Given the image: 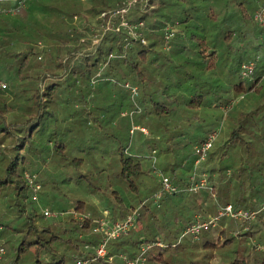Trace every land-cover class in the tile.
I'll return each mask as SVG.
<instances>
[{"label":"trees","instance_id":"1","mask_svg":"<svg viewBox=\"0 0 264 264\" xmlns=\"http://www.w3.org/2000/svg\"><path fill=\"white\" fill-rule=\"evenodd\" d=\"M128 1L26 0V8L21 13L0 15V80L6 83L4 88L0 85V237L5 236L0 239V249L8 246L4 257L9 256V264H16L31 246L35 248V264H42V258H52L55 254L62 256L55 264H67L64 262L66 250L74 253V264L78 257L91 253L85 245L94 240V219L99 216L92 215L80 226L72 213L82 208V200H79L71 209L57 208L65 214L47 217L43 212L45 207L42 209L37 200L35 187L28 180V176L36 174L37 168L46 165L52 154L60 152L63 157L67 156L66 137L72 133L70 126H74L75 137L89 142L98 132L92 124L103 123L98 118H106L107 112L115 107L118 112L125 108L142 110L138 121L143 120L144 123L147 120L149 124L140 126V129L147 127L146 134H156L153 130L161 131L165 143L158 153L153 146L149 156L153 159L152 165L155 163L154 153L159 157L163 154L164 173H168L182 189L176 193H164L161 206H157L161 208L166 197L189 192L185 187L194 172L195 148L207 139L210 132L219 129L222 122L224 125L219 134L223 131L227 121L233 118L230 113L235 105L233 100L238 102V97L245 98V92L264 93V71L259 76L253 75L252 79L244 78L242 74V65L249 63L244 60L250 57V39L264 34V27L255 19V13L264 6V0H147V10L131 8L126 15L128 20L144 21L142 31L146 43L127 37L124 28L119 33L109 30L103 36L101 14ZM115 21L117 23L119 19ZM168 26L174 28L175 34L170 49L166 51L163 47ZM91 47L97 48L94 55L74 54L77 50ZM45 52L47 59L43 60ZM110 54L114 56L110 57ZM66 56L70 57V65L64 72ZM220 56L226 62V76H231L230 79L238 76L240 80L229 81L231 85L224 97L219 96L216 89L213 91L210 75H215ZM257 57H260L258 53L254 60ZM254 63L255 71L257 63ZM261 67L264 69V63ZM59 69L61 74L57 79L48 76L50 71ZM98 72H101V77L93 82L92 77ZM126 83L138 88L137 96L126 87ZM208 86L211 88L206 91ZM215 95L217 98H212ZM260 104L251 105L250 100L247 106L255 110ZM207 105L209 110L205 109ZM64 112L70 115L65 113L61 116ZM241 114L228 142L219 150L210 151L205 163L214 156L215 159L226 156V144L233 138L235 140L237 131L244 125L245 114ZM176 119L191 120L195 127L207 122L204 127L207 136L197 137L193 154L185 157L182 166V162L177 163L179 160L171 158L172 147L185 133L175 125ZM131 126L127 134L133 129ZM122 137L123 133L117 135L119 139ZM172 137H177L174 144L169 143ZM260 141L264 138L260 137ZM121 143L119 174L130 183L134 191L132 196H137L140 190L136 183L143 182L148 174L145 159L125 156L127 143ZM6 145L8 148L4 150ZM184 145H187V140ZM178 153L180 155L182 151ZM84 159L74 156L70 160L81 165ZM156 169L160 168L156 165ZM160 188L161 182L150 197ZM206 191L208 194L212 192ZM144 201L139 198L138 206ZM151 202V205L143 204L142 209L145 208L144 213L153 219V200ZM180 202L182 200L173 198L174 209L182 207ZM136 207L134 204L130 210ZM162 211L166 214L168 210L163 206ZM165 214H160V219ZM260 217L258 219L264 225V216ZM192 221L189 220L190 223ZM252 222L254 220H237L230 221V224L244 227ZM222 225L220 231L227 224ZM32 234L34 237L30 239ZM81 234L84 237H80ZM138 243L134 242V246ZM134 246H123L121 250L133 254L137 251H132ZM96 264L108 263L99 261Z\"/></svg>","mask_w":264,"mask_h":264},{"label":"rangeland","instance_id":"2","mask_svg":"<svg viewBox=\"0 0 264 264\" xmlns=\"http://www.w3.org/2000/svg\"><path fill=\"white\" fill-rule=\"evenodd\" d=\"M25 8L26 6L16 14L21 13ZM148 8L149 5H147L146 10ZM38 15L42 17L41 14ZM260 26L264 27V24H260ZM249 42L251 44L248 48L250 50V57L244 61L256 62L257 69L253 75L259 76L264 71L261 67L264 63V34H261L257 39L252 37ZM163 48L166 51L170 49L165 48V42ZM94 50H96L94 47L83 48L75 51L74 54H91ZM256 53L259 54L260 59L257 57L254 60ZM46 56V52L43 53L42 59L46 60ZM69 59V56L64 58V72L69 68ZM218 61V63L216 62L215 75L210 73L212 89L213 91L216 89L215 92L219 96L224 97L228 94L231 85L229 81L235 80L236 82H240V80L238 76H235V79H230L231 76H226V68L224 66L226 62L223 57L220 56ZM238 70L237 72L239 73ZM60 74L61 70L59 69L57 71H50L48 76L57 79ZM245 86H248V83ZM210 88L208 86L206 91ZM244 95L246 96L245 98L238 97V102L235 99L233 100L235 105L232 109L230 108L233 118L227 121L228 124L224 127L226 131L223 129L217 137V139H221L216 143L215 151L222 148L225 142H228L227 139H229L237 124V118L239 119L241 113L245 114L243 117L244 125L240 129L238 128L235 140L233 138L232 142L226 144L225 155L227 156L215 162V168L219 172L217 179L221 183V187H217L214 184L216 191H213V186L198 191L203 193L205 192L204 190L212 191L205 198L208 202L209 216H205L202 213L196 216H188V211H191V208L185 207V203L188 201H186V193L183 192L177 195L182 197V202L179 204L182 207L179 210L173 207L170 212L165 214L162 211L163 207H161L162 209L157 206L155 207L154 199L150 197V194L160 186L161 182V178L155 172V166L157 165V167L163 170V154L160 157L157 154L165 146L161 136L163 134H161V131L156 130L153 131L157 135L155 133L146 134L141 131L140 126L149 124L147 120H144V123L143 120L141 122L138 121L142 110L136 111L134 108H125L123 111L118 112L117 107L109 113L107 112L106 118H98L103 123L94 122V119L92 120L94 122L92 124L93 128L98 132L94 136V139L89 142H82L79 138L75 137L73 134L74 126H70L72 128V135L70 134L66 137V140H68L67 156L63 157L60 152L52 154L46 165L40 166V168H37V172H34L36 173L34 175L37 176V182L40 184V188L36 190V196L42 209L45 207L43 212L46 208L68 210L73 208L79 200H82V208L78 210L80 212L94 207H99L102 211L105 205L110 206L114 202L115 198H117L116 196H119L121 199L126 198L128 206L138 205V199L142 198L145 201L139 202V206H141V219L144 221L148 218L149 214L144 213L145 208L142 209V205H151V200H153L152 207L154 209L155 222L158 225H161L159 222L161 218L160 214H165L164 218L166 217L165 220L167 222L179 218V223L171 225L169 230H164L163 227L152 230L147 223L143 224L142 227L136 229L133 235L129 237L123 236L113 241L118 245L119 249H121L124 238L127 237L129 239L133 237V242L139 241L140 243H148L160 238L164 246H155L148 252V264H264V225L258 219L261 215L264 216V202L262 204L260 202L264 201V141H260V137L264 138V93L256 95L251 92H245ZM212 98L217 97L215 95ZM250 100L251 105L261 104L253 110L251 109L252 107L247 106ZM230 106L232 107V102ZM207 108L209 110L208 105L205 109L207 110ZM65 113L70 115L68 112L60 115L64 116ZM192 122L187 119L184 121H177L176 119L175 125H179L180 130H185V133L182 134L185 136V139H183V136L177 139V143L172 147L171 158L175 157L176 160H179L177 163L182 162L181 166L186 161L185 157L193 154L196 145H194V141L197 137L206 135L204 132V127L207 125L206 121L201 122L202 126L198 127L192 125ZM130 124L133 129L127 134ZM223 125L224 122L220 124V131ZM174 129L175 127L171 130ZM119 133H123V139L117 138ZM176 138L172 137L169 143L174 144ZM186 140L187 145H184ZM119 141H122V143ZM119 143L123 145L127 143L125 156H138L145 159L144 163L148 174L143 182L136 183L140 190V194L137 196H132L134 191L130 183L119 174L121 169ZM153 146L157 148V153H154L155 163L152 165L153 159L149 156ZM7 148L8 145L3 147L4 150ZM179 151H182L180 155ZM182 155L184 156L183 159L185 158L184 160H180ZM74 156L84 157L85 161L81 165H76V162L73 163L70 160ZM236 171L238 172L236 173ZM30 177L31 175L28 176V180ZM254 188L257 189L253 192ZM247 189L252 191L256 195V198L260 200H250L246 192ZM241 194L242 198L240 197ZM228 202L232 203L235 207L239 205L238 207L242 209L259 210L256 220L244 227H240L239 225L232 226L230 221L237 222V220L229 216L220 215L219 219H216L221 208L227 205ZM198 216L201 221L213 220L214 223H211L208 227H203L198 232L185 233L187 226L195 222ZM187 217H189V220L193 219V221L190 223ZM222 224L227 225L224 230L220 231V228L223 226ZM33 237L34 235L30 236V239ZM7 247L5 246V249ZM28 249L22 253L20 260L16 261V264H35V248L31 246ZM4 255L5 253L0 258V264H9L7 260L9 256L5 258ZM74 257V253L66 250L64 262L73 264ZM61 259L62 256L55 254L52 258H42L41 262L42 264H55Z\"/></svg>","mask_w":264,"mask_h":264},{"label":"built area","instance_id":"3","mask_svg":"<svg viewBox=\"0 0 264 264\" xmlns=\"http://www.w3.org/2000/svg\"><path fill=\"white\" fill-rule=\"evenodd\" d=\"M2 3H5L2 4ZM8 3V4H6ZM148 3L147 0H130L125 5L119 6L113 9H110L101 14V18L104 22L103 25V36L109 30H115V32H120L126 29L127 37H131L134 39H140L142 42H147L143 35L142 27L144 25L143 20L131 21L128 20L126 15L131 8H138L141 10L146 9ZM26 6V0H0V15H15L20 11V9ZM115 19H119L116 23ZM255 19L260 23L264 24V6L260 7L255 13ZM174 28L168 26L166 28L165 33V48H170L171 40L174 37ZM102 36V37H103ZM127 40V38H126ZM97 51L94 50L91 54L94 55ZM114 56V54H110V57ZM255 69V63L249 62L244 63L242 65V74L244 78H253V73ZM96 76L92 79L93 82H97L98 78L101 77V72L95 74ZM0 85L4 88L6 87V83L0 80ZM126 87L131 89L134 96L138 95V88L136 86H132L129 83L125 84ZM143 131L146 133L148 130L145 127H141ZM219 129L213 130L208 135L207 139L203 141V143L199 144L195 148L196 152V160H195V169L194 172L189 177V183L185 187L186 191L197 193L203 188L212 187L209 182L208 176L206 173H199L198 166L199 163L206 160L208 155L214 145L215 140L219 135ZM157 175L161 178V188L155 192L153 199L156 206H161V199L164 193H176L181 190L170 175L165 174L163 170L156 169ZM30 183L35 187V189L40 188V184L36 182V176L31 175L29 178ZM141 206H137L132 209L124 218L121 219H113L110 216L109 211H105V213L94 219L95 225L93 227V232L95 235L99 236V239L94 241L86 242L85 247L91 250L89 255H85L82 257H78L75 261V264H96L99 261L107 262L108 264H148L147 254L148 252L155 246H164L163 241L160 238L156 240L150 241L148 243L139 242L137 245V251L133 254L128 252L119 251L112 252L110 247L114 240L121 238L123 236H127L130 232L136 228L140 213ZM259 210H247L235 207L232 203H228L224 207L221 208L219 215L216 219H219L220 215L229 216L236 220H256L257 214ZM75 218H77L80 222V226L84 225V222L88 219H91L93 216L90 212H78L76 210L72 211ZM44 214L47 217L58 216L65 214V212L58 210H51L46 208L44 210ZM211 223H214L213 220L210 221H201L200 217H197V220L192 224L188 225L185 233L188 232H198L203 227H208ZM80 237H84V234H81ZM5 253L4 248L0 249V258L2 254Z\"/></svg>","mask_w":264,"mask_h":264},{"label":"crops","instance_id":"4","mask_svg":"<svg viewBox=\"0 0 264 264\" xmlns=\"http://www.w3.org/2000/svg\"><path fill=\"white\" fill-rule=\"evenodd\" d=\"M143 132H145V131H143ZM207 134L208 133H206L205 137L207 136ZM217 140H219V138ZM215 146H216V144H214L211 152L215 151ZM217 160H219V159H215V156L208 163H205V160H204L198 166V171H199V173H206L207 174L209 182L211 183L212 186H214L213 184H215L217 187H221V183L217 179V176H219V172L217 171V168H215L216 167L215 166V162ZM239 168H240V166H239ZM194 169H195V166H194ZM237 172L238 171H236V173ZM165 174H168V173L165 172ZM238 175H240V173H238ZM256 189L257 188H254L253 192ZM204 191H205L204 193L203 192H197V193L184 192V193H186L185 194L186 195V201H188V202L185 203V207L191 208V211L190 210L188 211L189 212L188 216H196L197 214H201V213L204 214L205 216H209L210 215V214H208V212H209L208 202L205 199L206 196L208 195V192L206 190H204ZM246 192L248 193V196H249L250 200H253V201L254 200H257V201L260 200V199L256 198V195H254L252 191H249L247 189ZM174 197H176V198H178L180 200L182 199L181 196H174ZM174 197H171V196L166 197V199L164 200V203L162 204V207L165 206V208L168 210L167 212H170L171 208H173V198ZM240 197L242 198V194L240 195ZM167 204H169L170 206L167 205ZM132 206L133 205H130V206L127 205V199L126 198L125 199L115 198L114 202H112L110 206L109 205H105L102 211H101V209L99 207H94V208H90V209H87V210H89V212H91L92 215L99 216V217L102 216L105 213V211H109L111 217H113L115 219H121L120 217H122V216L125 217L124 215H127L131 211L130 207H132ZM165 218L160 219L159 222L161 223V225H158L157 222H155V218H153V219L147 218L144 221H142V219L140 218L136 228L133 229L130 232V234L127 235V236L129 237V236L133 235V233H135L136 229L142 227V225L146 224V223L148 224V226H150L149 228L152 229V230L157 229V228L159 229V228H162V227L164 228V230H169L171 225H177V223H179V219L178 218H176V220L174 219V220H172L170 222H167L165 220ZM187 220H189V217H187ZM144 227H145V225H144ZM128 237L124 238V241L122 242L121 247L124 246V247L131 248L132 245L134 246V242L132 240L133 237H132V239H129ZM3 238H5V236L4 237H0V239H3ZM98 239H99V236L94 234V240L95 241L93 239L92 240L94 242H96ZM111 248L115 252L122 251L121 250L122 248L119 249L118 245L115 242H112ZM134 248L135 249L132 250L133 252L136 251L137 246L136 247L134 246ZM73 264H74V261H73Z\"/></svg>","mask_w":264,"mask_h":264}]
</instances>
